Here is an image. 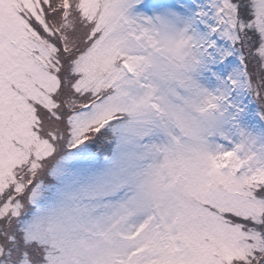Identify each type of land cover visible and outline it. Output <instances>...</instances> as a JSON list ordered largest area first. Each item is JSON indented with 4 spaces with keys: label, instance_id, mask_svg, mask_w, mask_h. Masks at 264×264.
<instances>
[{
    "label": "snow or ice",
    "instance_id": "6c2138e0",
    "mask_svg": "<svg viewBox=\"0 0 264 264\" xmlns=\"http://www.w3.org/2000/svg\"><path fill=\"white\" fill-rule=\"evenodd\" d=\"M0 264H264V0H0Z\"/></svg>",
    "mask_w": 264,
    "mask_h": 264
}]
</instances>
